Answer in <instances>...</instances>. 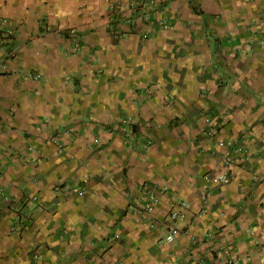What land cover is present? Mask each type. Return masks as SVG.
<instances>
[{
  "label": "crops",
  "instance_id": "crops-1",
  "mask_svg": "<svg viewBox=\"0 0 264 264\" xmlns=\"http://www.w3.org/2000/svg\"><path fill=\"white\" fill-rule=\"evenodd\" d=\"M111 1L0 0V264H264V0H155L151 40L116 38ZM138 79L165 86L134 150L111 120Z\"/></svg>",
  "mask_w": 264,
  "mask_h": 264
},
{
  "label": "rangeland",
  "instance_id": "rangeland-1",
  "mask_svg": "<svg viewBox=\"0 0 264 264\" xmlns=\"http://www.w3.org/2000/svg\"><path fill=\"white\" fill-rule=\"evenodd\" d=\"M148 2L150 3V6L148 8H143L138 10V13H140V15L142 16V18L144 20H148L151 22V28L150 29H138V23L136 22V16L133 14L131 15V19L130 20H122V25L123 27H126V29L122 30L121 33H116V38L122 39L124 37H128V38H134L135 36H140L143 39L146 40H151L154 37H156V35L159 33V29L160 30H166V29H170L175 25V14L174 11L170 10H165V8L168 7H163L161 10H159V4L158 2H153V0H148ZM157 7V8H156ZM157 13V14H156ZM224 41L219 42L215 40H212L210 42V46H212V48L214 46H216V49H213V53L217 54V50H219V45L222 43H224L226 46H230L231 43L227 42L225 39H223ZM119 46H123V44H120ZM99 52V50H98ZM235 52V51H234ZM96 59H98L99 55H97V52L94 51L93 53ZM214 54V55H215ZM239 55H242L241 53H239ZM263 67L264 65H260L259 67V71H263ZM222 68V70H226L223 66H220V69ZM36 73V72H35ZM36 76V75H35ZM32 77V76H31ZM168 77V76H166ZM36 78V77H35ZM40 79V78H37ZM107 82L109 80H107L106 76H104V74H100L99 75V79H97V82ZM135 82L131 81L129 83L128 86H125V90L126 92H128L131 95V100L134 101V105H136V107H138V118L136 120H133L129 117H127L126 115V119L124 117V114L121 113L118 118L116 120H111L112 121V125L116 124L117 126H119L118 128H120L118 131H120V133L126 138L127 140H131L133 139V142H126L128 147H133L134 150H136L135 148H138V140L140 139H144V136L142 134H140V132H136L135 130H139L140 127L147 125L151 122H147L148 120H151L152 116H154L155 118L157 117V113L153 112V113H144L141 110V106L144 105L145 103L148 102L151 94H157L159 88L164 87L165 84L163 83V81L160 80H152L150 83L147 82H143L144 80H134ZM148 81V80H147ZM170 84H173V82L171 80H168ZM42 83L44 82L43 80L41 81ZM68 87L73 86L74 89H77L78 91H81V89H84V84H79V82L76 80L75 76H69L68 79ZM149 83V85H148ZM147 85V86H146ZM97 94H95L93 96V94L91 95L92 98H94ZM126 99H129V97H127ZM141 110V111H140ZM140 111V112H139ZM149 116V117H146ZM153 121L155 119H152ZM110 126L108 129V131H114L115 128H113V126ZM144 128V127H143ZM131 138V139H130ZM78 189V193L79 194H83V190H79V186H74L72 188L71 191H67V192H73L76 191ZM32 193L29 194V197H31ZM32 200H39L38 197L33 198Z\"/></svg>",
  "mask_w": 264,
  "mask_h": 264
},
{
  "label": "built area",
  "instance_id": "built-area-1",
  "mask_svg": "<svg viewBox=\"0 0 264 264\" xmlns=\"http://www.w3.org/2000/svg\"><path fill=\"white\" fill-rule=\"evenodd\" d=\"M154 2V0H153ZM150 6V3L148 0H129V1H123V0H112L110 2V8L112 11V20H114L116 17H122V20H130L131 15L138 12V10L143 8H148ZM14 39V33L11 28H6L2 25H0V50H3L6 46H8ZM29 75L35 76L32 73ZM36 78H41L42 74L38 73ZM225 161L227 165L230 167L235 165L237 163L238 158L233 155L230 151L227 152ZM219 179L223 181L224 183H229L231 181V177L228 173V171L220 174ZM182 206L189 207V203L186 201H181ZM147 208L149 210L154 209L153 203H148ZM186 214L181 210H174L172 213V217L174 219L177 218H183ZM177 229L174 227L171 229L170 233L168 234V240L172 241L176 237Z\"/></svg>",
  "mask_w": 264,
  "mask_h": 264
},
{
  "label": "trees",
  "instance_id": "trees-1",
  "mask_svg": "<svg viewBox=\"0 0 264 264\" xmlns=\"http://www.w3.org/2000/svg\"><path fill=\"white\" fill-rule=\"evenodd\" d=\"M117 18H120V17H116L115 19H117ZM115 19H114L115 22H119V21H117V20H115ZM121 20H122V19H121Z\"/></svg>",
  "mask_w": 264,
  "mask_h": 264
}]
</instances>
